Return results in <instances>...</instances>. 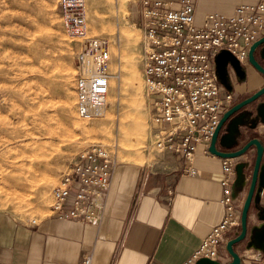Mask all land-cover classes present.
Instances as JSON below:
<instances>
[{"label": "rangeland", "instance_id": "374dc122", "mask_svg": "<svg viewBox=\"0 0 264 264\" xmlns=\"http://www.w3.org/2000/svg\"><path fill=\"white\" fill-rule=\"evenodd\" d=\"M139 1L86 0V34L72 38L57 0H0V212L19 222L49 215L52 189L90 145L105 146L120 167H146L157 157ZM91 38L108 42L110 93L117 102L111 106L107 96L103 112L83 120L77 57ZM37 45L42 56L33 59Z\"/></svg>", "mask_w": 264, "mask_h": 264}, {"label": "built area", "instance_id": "2783aa9c", "mask_svg": "<svg viewBox=\"0 0 264 264\" xmlns=\"http://www.w3.org/2000/svg\"><path fill=\"white\" fill-rule=\"evenodd\" d=\"M57 1L67 35L84 37L86 0ZM139 13L147 39L144 69L153 147L157 153L181 155L184 172L196 176L198 147L203 145L204 152L212 154L211 139L234 102V93L225 90L218 78L215 58L227 50L242 65L248 64L250 47L264 35V2L237 5L231 14L212 12L199 23L196 0H141ZM108 63V42L87 39L77 57L76 75L77 114L83 120L94 118L106 103ZM228 71L230 77L236 75L230 65ZM238 163L239 158H222L220 184L225 215L183 264L217 260L224 235L240 227L233 194ZM118 167L105 146L85 148L52 189L51 215L99 224L105 193ZM92 259L88 253L83 264H92Z\"/></svg>", "mask_w": 264, "mask_h": 264}, {"label": "crops", "instance_id": "0c3cea01", "mask_svg": "<svg viewBox=\"0 0 264 264\" xmlns=\"http://www.w3.org/2000/svg\"><path fill=\"white\" fill-rule=\"evenodd\" d=\"M261 2L264 0H196L197 22L212 12L231 14L237 5ZM175 8H179L177 3ZM256 58L264 67L261 50ZM244 66L245 80L230 77L232 106L264 86V75L249 63ZM263 104L264 95L237 115L240 131L235 142L227 149L218 141L219 150L236 151L253 138L264 146V123L256 113ZM228 133L224 128L222 137ZM255 158V146L239 158V162H247L244 180L233 189L239 218ZM183 164L181 155L168 151L158 153L146 167L119 166L105 193L99 224L59 219L51 213L34 222H19L0 212V264H83L88 253L93 255L92 264H183L225 215L222 157L206 154L200 145L195 155L199 174H186ZM263 228L264 187L258 185L248 213L247 237L234 245L239 264H264V241L258 236ZM239 233L237 227L224 235L216 264L232 261L227 243Z\"/></svg>", "mask_w": 264, "mask_h": 264}, {"label": "water", "instance_id": "95a60500", "mask_svg": "<svg viewBox=\"0 0 264 264\" xmlns=\"http://www.w3.org/2000/svg\"><path fill=\"white\" fill-rule=\"evenodd\" d=\"M261 50V56L264 58V36L261 37L258 41L253 43L249 49L248 53V63L255 68L258 72L264 75V67L259 63L256 58L257 52ZM216 70L218 78L224 88L230 92H233V85L229 75L228 66H232L235 70L236 77L243 81L247 77V71L244 65H242L229 51L223 50L217 54L215 58ZM264 95V86L256 91L251 96L242 100L241 102L235 104L230 109H228L222 116L220 123L211 139L209 146V151L218 157L222 158H240L243 155L247 154L251 147H256V158L254 162V167L252 171L250 186L248 193L245 199V202L242 207L241 217H240V233L228 241L227 250L232 257V261L228 264H239L240 257L234 250V245L244 240L247 237L248 233V213L250 209L251 202L253 200L254 194L256 192L257 186L260 185L264 187V146L257 138H253L245 143L240 149L236 151L229 150H219L218 141L230 149L235 142V134L239 132L240 117L237 115L245 110L249 105L254 104L260 97ZM251 113H254L251 111ZM257 115L261 118L264 123V104L256 109ZM248 114V112H246ZM224 128H227L229 133L222 137V132ZM228 139V140H226ZM226 140V141H224ZM247 162L241 161L236 166V180L235 183H240L244 180V170L246 168ZM233 185V189H234ZM259 240L264 241V228L258 233ZM197 264H216L215 260L211 259H201Z\"/></svg>", "mask_w": 264, "mask_h": 264}, {"label": "bare ground", "instance_id": "6f19581e", "mask_svg": "<svg viewBox=\"0 0 264 264\" xmlns=\"http://www.w3.org/2000/svg\"><path fill=\"white\" fill-rule=\"evenodd\" d=\"M47 27V26H46ZM41 33V32H40ZM51 38V37H50ZM47 39H48V36L47 37H45V36H40V41L41 40H44V41H47ZM40 41H38V42H40ZM43 42V41H42ZM42 48L40 47V45H37V46H35L34 47V49H33V51H32V55H31V58H33V59H39L41 56H42ZM108 98H110V104H111V106H114V105H116V102H117V96H115V97H113V96H111V93H110V87H109V93H108ZM106 103H107V100H106ZM106 103H105V105L102 107V108H100L99 110H98V112H97V115H99V114H101L102 112H103V110L105 109V106H107L106 105ZM72 112L73 111H71V108H67V109H64L63 110V113L65 114V115H71L72 114ZM96 115V116H97ZM74 116V115H73ZM77 123V122H76ZM78 124H80V123H78ZM104 127V126H103ZM103 132H105V131H103ZM47 182V181H46ZM50 184H45L44 185V189L45 190H48L49 189V186Z\"/></svg>", "mask_w": 264, "mask_h": 264}]
</instances>
